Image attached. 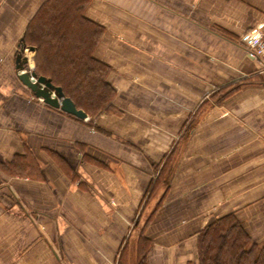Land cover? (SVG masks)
<instances>
[{
	"label": "crops",
	"instance_id": "0c3cea01",
	"mask_svg": "<svg viewBox=\"0 0 264 264\" xmlns=\"http://www.w3.org/2000/svg\"><path fill=\"white\" fill-rule=\"evenodd\" d=\"M47 1L0 0V264H196L229 215L263 246L264 0H90L115 93L87 119L19 77Z\"/></svg>",
	"mask_w": 264,
	"mask_h": 264
},
{
	"label": "trees",
	"instance_id": "16d2710c",
	"mask_svg": "<svg viewBox=\"0 0 264 264\" xmlns=\"http://www.w3.org/2000/svg\"><path fill=\"white\" fill-rule=\"evenodd\" d=\"M90 0H48L30 22L23 42L34 46L35 70L61 86L78 108L99 115L115 89L110 67L95 56L103 28L87 18ZM196 264H264V245L253 243L233 216L210 222L200 233Z\"/></svg>",
	"mask_w": 264,
	"mask_h": 264
},
{
	"label": "water",
	"instance_id": "95a60500",
	"mask_svg": "<svg viewBox=\"0 0 264 264\" xmlns=\"http://www.w3.org/2000/svg\"><path fill=\"white\" fill-rule=\"evenodd\" d=\"M30 50L34 51L35 47H29ZM22 55L19 54L17 58V66L18 68L23 69L24 64L28 62V58L24 57L22 59ZM31 76L36 77V80L33 81ZM20 79L30 87L36 96L42 97L44 102L54 106L56 108H60L61 110L74 115L79 118H86L87 112L81 108H78L73 99L66 95L63 88L61 86L55 85L50 79L45 76H38L36 71L32 72H23L20 74Z\"/></svg>",
	"mask_w": 264,
	"mask_h": 264
},
{
	"label": "built area",
	"instance_id": "2783aa9c",
	"mask_svg": "<svg viewBox=\"0 0 264 264\" xmlns=\"http://www.w3.org/2000/svg\"><path fill=\"white\" fill-rule=\"evenodd\" d=\"M251 44L253 47L250 51L251 56L256 57L264 51V40L262 38H258L257 41H252Z\"/></svg>",
	"mask_w": 264,
	"mask_h": 264
}]
</instances>
